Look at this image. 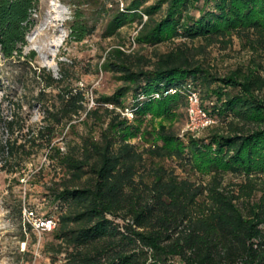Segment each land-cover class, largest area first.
I'll use <instances>...</instances> for the list:
<instances>
[{
  "label": "trees",
  "instance_id": "trees-1",
  "mask_svg": "<svg viewBox=\"0 0 264 264\" xmlns=\"http://www.w3.org/2000/svg\"><path fill=\"white\" fill-rule=\"evenodd\" d=\"M145 1L124 0L107 37L137 22L134 43L141 49L176 39L188 43L151 57L111 49L100 68L122 86L100 103L112 108L86 112L83 93L69 91L59 110L47 116L60 126L86 112L92 126L100 127L99 135L81 137L65 150L50 148V161L62 171L48 188L50 201L60 207L51 232L58 245L50 251L65 254L64 264H264V0H158L144 8ZM38 6V0H0L5 60L24 57ZM93 31L75 22L70 37L81 42ZM233 36L254 57L220 75L207 61L206 48L226 46ZM196 40L203 45L191 44ZM59 83L46 78L48 87ZM187 84L199 92L216 126L185 140L161 126L151 146L139 150L131 144L139 130L120 113L127 97L134 98L136 106L129 110L138 119L178 118L177 111L186 110L184 94L152 96ZM212 99V108H206ZM50 124L43 130L51 142ZM167 162L188 177L204 171L209 181L182 178ZM226 176L240 182L225 184Z\"/></svg>",
  "mask_w": 264,
  "mask_h": 264
},
{
  "label": "rangeland",
  "instance_id": "rangeland-1",
  "mask_svg": "<svg viewBox=\"0 0 264 264\" xmlns=\"http://www.w3.org/2000/svg\"><path fill=\"white\" fill-rule=\"evenodd\" d=\"M38 1L36 26L26 38L24 57L5 60L0 54V264L65 263V254L57 255L50 251L51 245H58L53 234L36 232L34 225L37 218L48 217L57 221L60 215L59 205L50 201L48 188L58 182L62 171L50 161V148L55 146L65 150L67 144L79 142L81 137L99 135L100 127L92 126L94 120L87 119L86 112L96 108L111 109L110 105L100 103V99L112 96L122 86L115 76L100 68L107 53L122 47L126 53L139 52L151 57L153 52L166 53L187 42L176 39L154 48L141 49L133 43L139 29L137 22L107 37L109 22L121 10L116 0ZM157 1L146 0L144 8ZM162 15L155 17L159 20ZM193 15L198 18L200 13L195 11ZM75 22L93 28V33L81 42L71 40L70 26ZM191 44L198 47L203 42L196 40ZM206 56L220 75L247 64L254 57L237 36H233L232 42L226 46L213 44L207 47ZM48 75L60 83L48 87ZM69 91L83 93L86 112L74 117L70 123L50 124L47 116L59 110L61 97ZM213 103L214 99L205 102L204 106L211 109ZM135 106L134 98L128 96L124 109ZM176 114L178 118L167 114H148L141 119L134 117L130 123L139 131L137 137L129 142L139 150L151 146L161 126L185 140L189 134L186 110ZM49 124L50 131L54 133L51 142L47 130H43ZM204 130L194 135L202 136ZM157 143L162 144L161 141ZM166 165L176 168L180 177H188L187 173L177 169L175 163L167 162ZM202 175L188 178L193 182L207 183L209 176L204 171ZM230 182H240V179L226 176L225 184ZM25 209L32 211L34 217L25 214Z\"/></svg>",
  "mask_w": 264,
  "mask_h": 264
},
{
  "label": "built area",
  "instance_id": "built-area-1",
  "mask_svg": "<svg viewBox=\"0 0 264 264\" xmlns=\"http://www.w3.org/2000/svg\"><path fill=\"white\" fill-rule=\"evenodd\" d=\"M121 7V10L125 8L124 0H116ZM146 17L143 16V20L146 21ZM141 27H139L140 29ZM138 29V30H139ZM137 30V32H138ZM137 35V33H136ZM134 43V39H133ZM184 94L186 99V115L188 119L187 132L191 134L199 133L200 131L211 127L216 121L213 119L206 110L202 107L201 98L199 92L191 84H187L184 88H168L162 90L160 93H156L152 96L153 100H159L161 98L173 97L178 94ZM121 115L125 117L129 122L134 119L133 111L126 109L120 111ZM25 214L27 213L31 218L34 217L32 211L27 212L23 210ZM56 227V221L52 218H37L34 225V230L36 232L50 233Z\"/></svg>",
  "mask_w": 264,
  "mask_h": 264
}]
</instances>
